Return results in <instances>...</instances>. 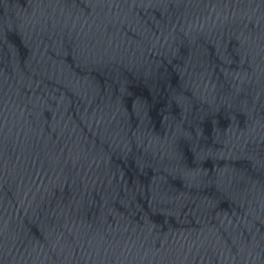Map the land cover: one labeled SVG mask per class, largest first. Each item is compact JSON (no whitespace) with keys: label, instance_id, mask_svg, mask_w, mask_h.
<instances>
[{"label":"water","instance_id":"95a60500","mask_svg":"<svg viewBox=\"0 0 264 264\" xmlns=\"http://www.w3.org/2000/svg\"><path fill=\"white\" fill-rule=\"evenodd\" d=\"M0 264H264V0H0Z\"/></svg>","mask_w":264,"mask_h":264}]
</instances>
